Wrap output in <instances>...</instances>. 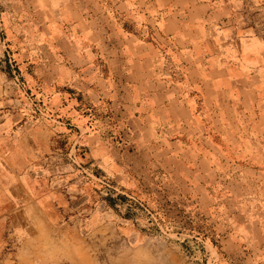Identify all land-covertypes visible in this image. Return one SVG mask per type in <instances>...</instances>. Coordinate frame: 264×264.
<instances>
[{
    "label": "rangeland",
    "instance_id": "obj_1",
    "mask_svg": "<svg viewBox=\"0 0 264 264\" xmlns=\"http://www.w3.org/2000/svg\"><path fill=\"white\" fill-rule=\"evenodd\" d=\"M202 1L214 31L229 4L233 26L264 46V0ZM44 20L28 0H0V264H264V55L249 95L210 85L219 52L198 61L190 133L161 111L159 136L138 144L108 87L63 69ZM117 195L142 211L125 218L128 200H106Z\"/></svg>",
    "mask_w": 264,
    "mask_h": 264
},
{
    "label": "crops",
    "instance_id": "obj_2",
    "mask_svg": "<svg viewBox=\"0 0 264 264\" xmlns=\"http://www.w3.org/2000/svg\"><path fill=\"white\" fill-rule=\"evenodd\" d=\"M28 2L44 15L43 29L50 37L52 52L60 54L63 69H78L77 83L106 85L110 110L121 118L132 114V124L140 125H134L132 131L138 144L159 136L160 118L173 122L177 133H190L194 110L190 104L185 106L192 101L185 87L194 84L191 71L198 61L200 67L209 64L215 51L220 53L222 74L218 81L211 76L210 85L219 84L231 93L237 85L238 92L249 95L261 76L257 65L264 46L247 28L233 26L229 4L224 6L229 11L227 18L214 31L210 2L199 5L198 0ZM197 8L205 11L200 13ZM216 35L219 41L214 40ZM166 53L178 69L188 72L183 80L166 74ZM87 70L94 72L93 79L85 75ZM100 97L98 94V100ZM161 111L165 115L159 118ZM175 138L180 142V137Z\"/></svg>",
    "mask_w": 264,
    "mask_h": 264
},
{
    "label": "trees",
    "instance_id": "obj_3",
    "mask_svg": "<svg viewBox=\"0 0 264 264\" xmlns=\"http://www.w3.org/2000/svg\"><path fill=\"white\" fill-rule=\"evenodd\" d=\"M106 200L108 201L109 206L114 207L116 205L117 201H124V200H128L127 198L117 195V196H108V198H106ZM140 210L142 211V208L139 206V204H137L136 202H133L131 200H128V204L126 206V212L124 213V217L125 218H134V216L137 214V211ZM148 222H150L152 224V226H150L149 228H146L144 230H154L156 228H154V222L152 221L151 218H149Z\"/></svg>",
    "mask_w": 264,
    "mask_h": 264
}]
</instances>
